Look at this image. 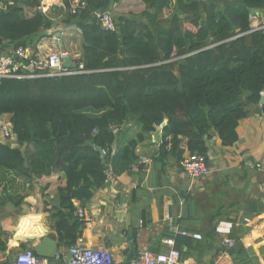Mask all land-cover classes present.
<instances>
[{
  "label": "trees",
  "instance_id": "obj_1",
  "mask_svg": "<svg viewBox=\"0 0 264 264\" xmlns=\"http://www.w3.org/2000/svg\"><path fill=\"white\" fill-rule=\"evenodd\" d=\"M120 1L88 0L75 13L70 0L54 7L67 17L66 25L82 34L73 67L83 62L90 72L0 79V116L10 115L18 144L0 143V174H49L60 152L58 165L66 180L60 199L67 205L51 216L60 247L76 244L82 235L83 220L75 215L72 199L89 200L106 183L110 164L116 174L130 168L138 159L139 142L164 121L156 159L175 155L180 162L184 138L191 154L206 156L207 137L217 133L224 146L233 145L239 121L264 96V33L249 32L250 11H264V0H141L144 11L115 17L118 29L105 31L94 11H111ZM41 4L0 0L2 53L6 44L37 51L50 20ZM173 6L179 13L166 17L165 10ZM26 7L35 11L27 15ZM123 126L138 127V133L113 153ZM228 250L236 254L234 264L247 257L239 241Z\"/></svg>",
  "mask_w": 264,
  "mask_h": 264
},
{
  "label": "crops",
  "instance_id": "obj_2",
  "mask_svg": "<svg viewBox=\"0 0 264 264\" xmlns=\"http://www.w3.org/2000/svg\"><path fill=\"white\" fill-rule=\"evenodd\" d=\"M61 4L62 0H42L41 8L48 13L50 20L44 29L46 37L37 43V51L45 55L49 51L50 37L59 35L61 45L70 52L73 60L81 54L82 34L74 25L64 23L67 17L54 8ZM144 10L145 4L141 0H122L114 3L111 11L119 16ZM34 11L35 8H25L27 15ZM173 12L179 13L173 6L165 10V16ZM75 47L78 48L76 51ZM5 50H12L11 45L6 44ZM262 105L261 102L252 105L248 117L239 121L238 139L233 145L224 146L217 133L207 137L206 157L210 172L203 177L187 176L175 155L164 161L156 159L162 142V128H158L160 142L155 140V132L147 134L136 149V169L130 167L116 174L110 164L106 183L94 190L89 200L82 203L72 199L76 207L75 215L83 220L82 235L78 239L80 244L94 249H108L122 264L130 250L129 234L136 243L137 252L146 249L157 254L168 248L165 239L173 235V227H178L202 235L201 239L175 236V247L181 251L178 264H234L236 254L229 252V246L224 243L225 235L216 229L220 222L226 221L232 224L229 237L234 243L241 242L247 250V257L238 258V263L264 264ZM10 118L9 114L0 116V125L11 123ZM137 129L124 127L119 140L113 145V153L119 145H125L128 139L136 137ZM7 139L12 140V148L18 146L14 136H3L0 126V143L4 144ZM180 148L184 150V157L191 154L187 138L183 139ZM65 183L60 171L53 169L41 176H28V173L17 170L1 172L0 264H15L18 254L28 248L37 254L36 246L51 234H55L58 242L56 252L61 254V260H66L70 254L69 245L60 247L58 236L51 226L52 213L67 205L60 199V187ZM80 209L83 216L78 215ZM37 213L44 216L49 231L40 238L12 242L11 228L17 218ZM45 246L48 249L49 244ZM247 258L251 261L243 260Z\"/></svg>",
  "mask_w": 264,
  "mask_h": 264
},
{
  "label": "built area",
  "instance_id": "obj_3",
  "mask_svg": "<svg viewBox=\"0 0 264 264\" xmlns=\"http://www.w3.org/2000/svg\"><path fill=\"white\" fill-rule=\"evenodd\" d=\"M88 0H70V11L77 12L80 8H86ZM95 18L105 31H115L118 29L117 21L112 11L107 9H98L94 11ZM250 30H261L264 33V11L259 8H252L250 11ZM61 37L52 35L49 40V51L43 55L41 51H35L32 47L20 46L14 50H10L0 55V79L2 78H36L42 76H62L87 73L90 70L85 69L84 63L80 62L78 68H70L64 66V58L71 57L70 52L61 45ZM79 58V57H78ZM261 119L264 121V108L260 112ZM12 124H2V133L4 137H13ZM117 129H114L116 132ZM94 129V133H97ZM132 168L136 169L137 164L133 163ZM180 167L187 176L191 178H199L206 176L210 172V166L205 155L190 154L188 157L180 160ZM108 172V177H109ZM78 215L83 216V210L78 211ZM232 224L222 221L217 225V231L224 234V243L229 247L234 246V241L229 237ZM172 234L165 239L168 247L166 250L157 254L151 253L144 249L136 253L128 264H178L181 258V251L175 247V236L184 235L201 239L202 235L196 232L172 228ZM80 240L76 244L69 247L71 259L65 264H119L112 253L105 248L94 249L82 246ZM56 258H62L59 252H56ZM15 264H56L50 262L47 258L38 256L32 248H28L18 254Z\"/></svg>",
  "mask_w": 264,
  "mask_h": 264
},
{
  "label": "water",
  "instance_id": "obj_4",
  "mask_svg": "<svg viewBox=\"0 0 264 264\" xmlns=\"http://www.w3.org/2000/svg\"><path fill=\"white\" fill-rule=\"evenodd\" d=\"M120 35L122 34L121 31L118 32ZM64 62V66L70 68L71 65H72V60H71V57H66L64 58L63 60ZM261 104H264V96L261 98ZM167 124V121H164L162 124H161V128H163L165 125ZM160 129V127H159ZM157 129L154 133V138L156 141L160 142L161 141V138H160V130ZM26 146L27 145H23L22 148H21V152H22V156L24 158V164L26 167H29V163H28V159L26 157ZM98 150H100L101 154H102V159L104 162H106V155H105V152L102 150L101 147H98ZM59 160H60V152L57 151L56 153V159H55V162L53 164V170L55 172L57 171H60V168H59ZM55 234H51L49 236H46L43 238V240L36 246V250H37V254L38 256H41V257H45L47 258L50 262H55L56 264H65L67 263L70 259H71V254H69L66 258V260H60V259H57L56 258V251H57V248H58V242L55 240ZM128 240L130 242V250L128 251L124 261L122 262V264H128L129 261L131 260V258L136 254L137 252V246H136V243L134 241H132V235H128ZM46 245L49 244L48 246V249L46 248Z\"/></svg>",
  "mask_w": 264,
  "mask_h": 264
},
{
  "label": "clouds",
  "instance_id": "obj_5",
  "mask_svg": "<svg viewBox=\"0 0 264 264\" xmlns=\"http://www.w3.org/2000/svg\"><path fill=\"white\" fill-rule=\"evenodd\" d=\"M11 230L13 233L12 242H15L16 240L43 237L49 231V226L40 213L24 214L17 218Z\"/></svg>",
  "mask_w": 264,
  "mask_h": 264
},
{
  "label": "rangeland",
  "instance_id": "obj_6",
  "mask_svg": "<svg viewBox=\"0 0 264 264\" xmlns=\"http://www.w3.org/2000/svg\"><path fill=\"white\" fill-rule=\"evenodd\" d=\"M114 14H115V13H114ZM115 15H116V17L118 16L117 13H116ZM186 25L189 26V27L191 28V25H189V24H186ZM77 49H78V48L75 47V51H76ZM10 141H12V140H10Z\"/></svg>",
  "mask_w": 264,
  "mask_h": 264
}]
</instances>
